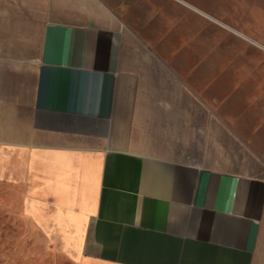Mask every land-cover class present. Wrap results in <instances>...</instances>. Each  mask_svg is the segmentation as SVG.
I'll use <instances>...</instances> for the list:
<instances>
[{"label": "crops", "instance_id": "1", "mask_svg": "<svg viewBox=\"0 0 264 264\" xmlns=\"http://www.w3.org/2000/svg\"><path fill=\"white\" fill-rule=\"evenodd\" d=\"M157 3L0 0V204L73 264H264L260 159L129 48Z\"/></svg>", "mask_w": 264, "mask_h": 264}, {"label": "rangeland", "instance_id": "2", "mask_svg": "<svg viewBox=\"0 0 264 264\" xmlns=\"http://www.w3.org/2000/svg\"><path fill=\"white\" fill-rule=\"evenodd\" d=\"M158 0L159 10L132 13L139 32L129 48L155 53L190 100L206 106L205 148L229 151L230 135L238 149L260 159L256 174L264 178V0ZM149 18V19H148ZM212 131L221 134L212 137ZM189 161L211 164L206 156ZM0 264H73L57 247L30 230L20 214L0 204Z\"/></svg>", "mask_w": 264, "mask_h": 264}]
</instances>
